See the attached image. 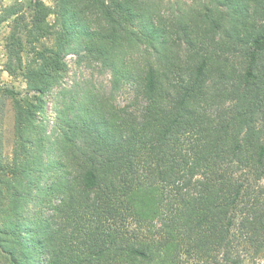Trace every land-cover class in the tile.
Masks as SVG:
<instances>
[{
    "label": "trees",
    "instance_id": "obj_1",
    "mask_svg": "<svg viewBox=\"0 0 264 264\" xmlns=\"http://www.w3.org/2000/svg\"><path fill=\"white\" fill-rule=\"evenodd\" d=\"M8 20L0 264H264V0H0ZM69 53L110 85H67Z\"/></svg>",
    "mask_w": 264,
    "mask_h": 264
},
{
    "label": "rangeland",
    "instance_id": "obj_2",
    "mask_svg": "<svg viewBox=\"0 0 264 264\" xmlns=\"http://www.w3.org/2000/svg\"><path fill=\"white\" fill-rule=\"evenodd\" d=\"M30 0H4L5 4H13L15 2L28 3ZM49 6L54 5V0H45ZM52 15L50 19H54ZM12 30L11 20L4 22L0 26V86L8 88L9 86H16L23 88L24 83L21 79L15 80L8 70V52H7V39ZM69 69L65 75V82L70 85L74 80L81 82H92L99 87H108L110 85L111 73L110 70L100 67L97 63L91 64L87 60L83 61L77 54L69 53L66 56ZM13 131H14V111L12 104L8 97L0 95V132L3 136L4 147L9 153L13 144Z\"/></svg>",
    "mask_w": 264,
    "mask_h": 264
}]
</instances>
